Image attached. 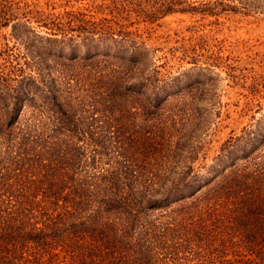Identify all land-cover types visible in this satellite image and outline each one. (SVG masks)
Instances as JSON below:
<instances>
[{
    "label": "trees",
    "instance_id": "trees-1",
    "mask_svg": "<svg viewBox=\"0 0 264 264\" xmlns=\"http://www.w3.org/2000/svg\"><path fill=\"white\" fill-rule=\"evenodd\" d=\"M105 5L217 30L264 17V0ZM28 12L0 0L23 57L0 56V264H264V112L211 156L205 141L220 71L252 93L264 74L242 70L264 58L202 23L163 49L150 27L70 11L41 33Z\"/></svg>",
    "mask_w": 264,
    "mask_h": 264
},
{
    "label": "rangeland",
    "instance_id": "rangeland-1",
    "mask_svg": "<svg viewBox=\"0 0 264 264\" xmlns=\"http://www.w3.org/2000/svg\"><path fill=\"white\" fill-rule=\"evenodd\" d=\"M22 6L28 8L30 23L35 29L41 33L52 30L56 21L61 20L67 16V12L80 11L90 18H99L102 16L110 20L120 22L128 25L130 28L150 27L151 41L154 46L160 44L163 49L166 46H173L178 44L175 40H179L182 36L190 34L186 26L191 23L206 24V26L216 29L213 24L208 25L209 18H201L200 15L190 16L183 13H171L158 17L157 19L148 18L143 20L141 16L137 15L135 11L118 12L105 5L111 0H18ZM123 3V0H119ZM135 10V9H133ZM62 17V18H61ZM111 18V19H110ZM223 21L216 29L215 35L225 37L228 40H238L244 47L249 48L251 52H258L259 56L264 58V17L257 15H242L230 14L227 17L221 18ZM115 25V24H113ZM10 26L0 28V56L5 48L8 49L14 57L19 55L22 60L21 51L12 41L9 36ZM170 33L168 38L166 33ZM184 37V42L188 38ZM4 41L8 45H4ZM150 41V42H151ZM162 48V47H160ZM6 51L5 56H7ZM237 54V53H236ZM244 54V53H242ZM163 50H156L155 56L157 63L163 60ZM1 59V57H0ZM3 60V59H1ZM184 66H189V63H184ZM242 71L245 72L243 79L247 83L252 81L251 75L253 72L257 74H264V67L254 65V70L251 68L252 64L244 65ZM221 78L218 82L220 105L216 106V115L212 124L207 130L205 141L210 147L208 154L211 156L215 154L221 142L232 133H239L244 126L255 124L257 120L263 121L262 112H264V75L260 78L258 89L255 92H250L240 87L238 84L231 81L224 70L220 71ZM263 109H259V107Z\"/></svg>",
    "mask_w": 264,
    "mask_h": 264
}]
</instances>
